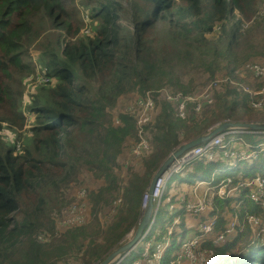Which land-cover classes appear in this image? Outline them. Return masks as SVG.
I'll return each instance as SVG.
<instances>
[{"label": "trees", "instance_id": "trees-1", "mask_svg": "<svg viewBox=\"0 0 264 264\" xmlns=\"http://www.w3.org/2000/svg\"><path fill=\"white\" fill-rule=\"evenodd\" d=\"M263 2L80 0L78 4L93 22L90 34L85 35L76 0H0V264H58L76 253H82L87 264L101 263L137 228L144 192L182 140L196 139L218 123L245 121L243 116L252 111L260 114H253L256 121H252L264 122V109H251V97L240 86L247 84L240 75L244 67L264 59V44L259 48L253 41V31L264 29V17L252 21ZM123 11L132 16L130 26L119 22ZM245 21H252L246 29ZM32 48L39 51L41 72L49 82L40 86L26 106L34 117L26 137L23 80L36 71ZM196 68L208 72L211 82L217 79V72H226L224 79L234 84L222 83L214 106L187 121L174 116L172 105L160 103V114L151 129L148 127L152 146L143 159L146 172L141 176L130 170L128 184L121 187L117 163L129 141L137 140L136 121L122 114L117 126L111 110L121 97L134 93L169 89L194 95L200 88H190L191 81L185 83L188 75L184 71ZM5 130L23 141L20 152L4 141ZM238 135V143L253 148L264 144V134ZM234 162L230 167L231 160L221 157L199 159L170 179L179 176L188 185L209 182L214 191L230 180L228 190L235 192L213 198L215 233L225 230L236 215L240 222L247 214L264 219V208L250 199L251 188L246 185L264 175V152L251 161ZM83 169L104 182L90 196L95 213L110 205L122 189L124 205L108 228V237H102L104 231L95 214L91 225L40 242L41 231L55 230L54 216H60L68 204L61 199L63 190L78 181ZM171 185L149 236L153 241L168 235L176 217L186 218L183 207L175 213L168 210L175 202L170 200ZM162 206L166 207L163 215ZM234 234L220 245L204 244L214 252V264H264V245L254 242L249 227ZM181 235L173 232L161 264L173 261L181 241L188 238ZM142 248L136 250L138 258Z\"/></svg>", "mask_w": 264, "mask_h": 264}, {"label": "built area", "instance_id": "built-area-1", "mask_svg": "<svg viewBox=\"0 0 264 264\" xmlns=\"http://www.w3.org/2000/svg\"><path fill=\"white\" fill-rule=\"evenodd\" d=\"M256 17H264V2L260 5L254 19ZM252 21L243 22V28H248ZM240 75L241 77L251 75L261 82L259 88H253L248 84H241L240 86L242 91L251 97L250 108L255 111H262L264 109V61L262 64L250 63L246 65L240 72ZM39 80L49 82L48 78L39 77ZM225 82L234 84L228 78L217 79L200 88L194 95H185L182 92L163 89L156 92H147L137 97L127 112V114L134 117L137 131V140L134 141L129 151L131 159L141 160L146 158L150 153L152 145L151 132L148 130V127L151 129V125L154 124L161 109V102L172 105L174 116L177 119L187 121L191 116L199 117L206 110L214 106L215 95L220 91L221 84ZM114 124L117 126L120 125V119L117 118ZM243 133L245 132L227 130L213 137L209 142L186 151L158 179L153 193H150L149 189L144 192L141 205L142 211L144 212L148 208L151 199L153 200L155 210L152 223L145 231L140 245L135 249L137 250L139 247H143L140 258L136 259L133 264H161L164 259L165 252L169 247L167 235L162 241H153L149 239V236L161 201L166 192L168 182L174 175L183 173L188 166L199 159L216 161L221 157L222 160L251 161L257 157L258 153L264 152V144L253 148L251 145L243 143V148L236 149L234 145L238 143L239 139L235 138L234 134ZM126 166L129 167L130 162ZM228 184H230V180L222 182L218 190L214 191L211 183L199 182L196 188L205 187L207 189L201 197L196 198L193 202H184L183 199L181 203L169 204L168 210L171 213H175L183 207L186 216L196 217L199 220L195 234L181 241L180 249L174 255L173 261L170 264H214V252L208 247H204V244L207 242H211L215 246L222 244L228 236L234 235L236 227L239 224L237 220H233L225 230L219 233H215L214 231L216 218H213L211 215L214 209L213 198L215 196L223 198L232 195L236 189L228 190ZM246 185L251 188L250 199L256 205L264 208V175L257 176ZM79 197L81 200H88V195L85 190L81 191ZM121 202L122 200L119 199L118 203L121 204ZM83 206L84 204L80 205L78 203L71 204L68 208H65L62 215L58 216L55 230L53 232H41L38 240L46 243L52 239L53 235L60 237L69 230L85 226L87 216L80 212ZM60 218H63L62 222ZM176 218L180 219V217ZM176 218L173 224H177ZM244 223L251 230L254 242L264 245V219L258 215L247 214L244 218ZM57 225L66 231H59ZM173 232L175 231L170 226L168 235L171 236ZM122 261L115 264H120Z\"/></svg>", "mask_w": 264, "mask_h": 264}, {"label": "rangeland", "instance_id": "rangeland-1", "mask_svg": "<svg viewBox=\"0 0 264 264\" xmlns=\"http://www.w3.org/2000/svg\"><path fill=\"white\" fill-rule=\"evenodd\" d=\"M76 1H77V4H78V2H80V0H76ZM78 6L80 7V4H78ZM124 7L126 9H128L129 3L124 4ZM80 9H81V7H80ZM81 11H82L83 19L85 22V25H84L85 28L82 30V34L89 35L91 32V26L93 25V22H91V19H90L89 15L86 11H83L82 9H81ZM252 19L254 20V18H252ZM119 22L130 26L131 22H132V16L131 15L128 16L126 14V11H123L120 13ZM245 22H248V21H245ZM166 28H168V26H166ZM253 41L259 48L261 46H263V44H264V29L263 28H258V29L253 31ZM242 48H244V46ZM38 55H39V51L36 48H32L31 49V56H32L31 58H32V61L34 63V68L36 69V71H34L29 76L25 77L23 80L24 97L22 100V103H23L22 105H23L24 113L27 117V124H26V127L24 129V131L27 132L25 134L26 137L29 136L30 130H31L30 128L33 125V121H34V117L29 115L28 112L26 111V106L28 105L31 96H33L35 94V92H37V90L40 88V86L48 83L46 81L39 80V77H43L46 79L47 76L44 75V72H41V69L43 67H41V65L39 64L40 60L38 61V59H39ZM175 61H177V60H175ZM263 61H264V59H256V60H254L253 64H262ZM184 72H185V75H188V76L184 77V81L186 84H188L191 81V84L189 87L192 89L202 88L205 85H207L209 82H211L208 79V77H209L208 72L202 70L201 68H196L194 70L187 69ZM225 76H226V72H217L215 78L224 79ZM243 78L247 79V84L249 86H252L253 88H258L257 87V85H258L257 79H255L251 75H246ZM221 93H222V89L220 91V94ZM140 95L141 94H139V93H135V94H131L129 96L126 95L125 97H121L118 100V103L116 104L115 108L113 110H111V112H110V115L112 117V121H115L122 114H127L129 107L134 103V101ZM161 103H163V102H161ZM218 113H219V115L222 114V110H220ZM159 114H160V112H159ZM247 114L248 115H245V116H248V117L243 116V118L245 119V121H248V122H251L252 120L256 121V118H254L255 116H252L253 114L254 115L258 114L260 116L259 113L253 112V111L248 112ZM252 122H254V121H252ZM212 126L210 128H212ZM207 127L208 126H205V128H207ZM2 136L4 138V141L7 143V145L10 148L14 149V151L16 153L21 151V149L23 147V141L19 140V138L16 137L15 133H13L9 130H5L4 135L2 134ZM234 137L239 138V135L234 134ZM184 142H187V141L182 140V143H184ZM133 143H134V140H130L126 147L128 149H130ZM237 147H239V146H237ZM128 162H130L129 167L126 166ZM231 163L232 164H230V167H232L233 164H235L234 160H231ZM130 170H132V171H130ZM129 171H130V173L131 172L137 173L141 176L144 175L146 172V168H145V164L143 163V159L132 160L130 155H129L128 159H127V157L124 159L119 158L118 163H117L116 173L120 178L121 187H124L128 184V179L130 177ZM154 175H155V173H154ZM154 175H153V177H154ZM171 183H172V185H171L172 186V190H171L172 195L176 196L178 200H181L182 197L186 194H187L186 195L187 199H189V198L194 199V197L198 198V197H201L203 194V191L201 188H195V186L199 183V181H197L193 185H188V184L181 182V178L178 176L177 178H173L172 180H170L168 182V185H170ZM184 185L186 186V188L182 189V186H184ZM103 186H104L103 180L96 179L92 172H90L86 169H83L79 175L78 181L76 183H73L72 185L70 184V186L66 187L63 190V194L61 195V199L64 202H66V204L68 203L65 208H68L71 204L72 205L78 204V203L80 205L84 204V206L81 208L80 212L83 215L87 216V221H86L85 225H91L92 219H93L94 215L96 214L98 219H99V222L101 224V227L104 231L102 233V237L106 239L108 237L106 235L108 232V228L114 223V221H116V217L118 216V214H117L118 209L120 210L123 207L124 203H122L123 201L121 202V204L118 203L119 199L122 200V189H121L119 194L116 196V198L112 201V203L110 205L105 206V207H101V208L100 207L97 208V211L95 213V209H94L95 203L91 202L90 196H91V193L99 191L101 189V187H103ZM204 189L207 190L206 188H204ZM82 190L86 191V193L88 195V200H84V199L81 200L80 199L79 196H80V193ZM116 202H117V204H115ZM170 204H172V203H170ZM165 208L166 207H164V206L161 207V209H160L161 215L164 214ZM54 217L56 218V223H57L58 216H54ZM176 220H177V224H173L174 223V221H173V223L171 224V229L174 230L175 232L182 233V235H181L182 238L188 237L190 228H191V230L194 229L191 227L193 225L191 218L186 217L185 219H181V220L176 218ZM60 221L62 222L63 218H60ZM57 227H58V230L61 232L66 231L63 228L59 227L58 225H57ZM55 228H56V225H55ZM196 228H197V224L195 226V229ZM43 231H45V230H43ZM43 231H41V232H43ZM130 233H128L126 236H128ZM53 236L55 238H60L62 235L60 237L55 236V235H53ZM126 236L119 242V244L116 247H114L112 249V252L115 249H117L118 247H120L122 245V243L124 244ZM167 238H168L167 242L169 243L171 241V236L167 235ZM179 240H180V237L177 238V241H179ZM99 241H102V238H100ZM127 241H129V240H127ZM138 257H139V254L135 250V252L134 251L132 252L130 257H128L125 261H123L120 264H131ZM58 264H87V262H86V259L83 257L82 253H80V254L76 253V254H73V255L67 257L63 261L58 262Z\"/></svg>", "mask_w": 264, "mask_h": 264}, {"label": "water", "instance_id": "water-1", "mask_svg": "<svg viewBox=\"0 0 264 264\" xmlns=\"http://www.w3.org/2000/svg\"><path fill=\"white\" fill-rule=\"evenodd\" d=\"M227 130H235V131L237 130V132L241 131V132H250V133H264V122L225 121L214 125L212 128L209 129V131L206 134L201 135L196 139L181 143L162 162L158 170L155 172V175L152 178L151 184L149 186V192L153 193L158 179L186 151L209 142L213 137L222 134ZM154 210H155V206L153 204V200L151 199L148 208L145 210V212L142 213V217L140 218L137 228L132 230V232L128 236H126L124 244L122 243L120 247H118L113 252H111L106 257V259L99 264H115L117 262L124 260L126 256L132 253L140 245L145 231L148 229V226L152 223Z\"/></svg>", "mask_w": 264, "mask_h": 264}, {"label": "crops", "instance_id": "crops-1", "mask_svg": "<svg viewBox=\"0 0 264 264\" xmlns=\"http://www.w3.org/2000/svg\"><path fill=\"white\" fill-rule=\"evenodd\" d=\"M253 77V76H252ZM256 79V78H255ZM260 84H261V82L258 80V85H257V87L259 88L260 87ZM135 94V93H134ZM129 96V95H128ZM125 97V96H124ZM235 146V148H237V149H240V148H243L242 146H243V144L242 143H237V144H235L234 145ZM237 146H239V147H237ZM130 149H128L127 147L124 149V152L120 155V157L119 158H122V159H124V158H126L127 157V159H128V157H129V155H130V153L128 152ZM128 152V153H127ZM119 160V159H118ZM186 188V186L184 185V186H182V189H185ZM195 188H196V186H195ZM201 189H202V191H203V194L206 192V190L204 189L205 187H200ZM172 190V189H171ZM196 190V189H195ZM202 194V195H203ZM170 200L172 199V198H174V200H175V202H172V203H181V201H183V199H184V202H188V201H194V200H196V197H194V199L193 198H189V199H187L186 198V195H184L183 197H182V199L181 200H178L177 199V197L176 196H173L172 195V191L170 192ZM170 200H168L167 202H170ZM186 216V215H185ZM187 218H191V221L193 222V225L191 226L192 228H194L193 230H191V228H190V230H189V236L188 237H192L194 234H195V232H196V229H195V226H196V224L198 225L199 224V220L196 218V217H191V216H186ZM238 217L239 216H234L231 220H230V222L231 221H233V220H237L238 221V226L236 227V230H235V232H236V235L238 234V233H241V231L244 229V226H245V223H244V219L242 220V222H240L239 221V219H238ZM233 236H235V234L233 235ZM186 264H188V263H186Z\"/></svg>", "mask_w": 264, "mask_h": 264}]
</instances>
